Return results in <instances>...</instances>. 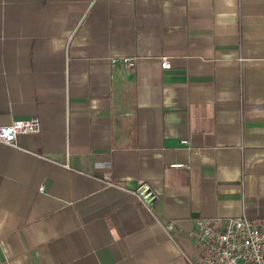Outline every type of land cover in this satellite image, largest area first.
I'll return each instance as SVG.
<instances>
[{
	"label": "crops",
	"instance_id": "0c3cea01",
	"mask_svg": "<svg viewBox=\"0 0 264 264\" xmlns=\"http://www.w3.org/2000/svg\"><path fill=\"white\" fill-rule=\"evenodd\" d=\"M31 117L0 264H195L197 218L264 228V0H0V124Z\"/></svg>",
	"mask_w": 264,
	"mask_h": 264
},
{
	"label": "built area",
	"instance_id": "2783aa9c",
	"mask_svg": "<svg viewBox=\"0 0 264 264\" xmlns=\"http://www.w3.org/2000/svg\"><path fill=\"white\" fill-rule=\"evenodd\" d=\"M137 59V56H109L112 66L119 64L125 69H132ZM159 60L163 68L171 66L168 56H160ZM38 130L36 117L14 119L0 124V142L16 146L18 134ZM181 142L187 143V139ZM172 226V222L167 224L169 228ZM192 235L200 247L194 256L195 264H264V228L246 215L199 217Z\"/></svg>",
	"mask_w": 264,
	"mask_h": 264
},
{
	"label": "water",
	"instance_id": "95a60500",
	"mask_svg": "<svg viewBox=\"0 0 264 264\" xmlns=\"http://www.w3.org/2000/svg\"><path fill=\"white\" fill-rule=\"evenodd\" d=\"M137 192L139 193V195H141V197H143L145 199V201L148 204H151L154 199H155V195L153 194V192L150 190L149 186L147 184H142Z\"/></svg>",
	"mask_w": 264,
	"mask_h": 264
}]
</instances>
